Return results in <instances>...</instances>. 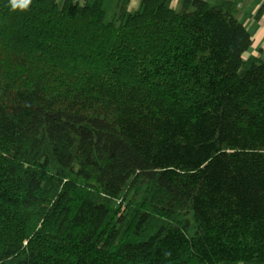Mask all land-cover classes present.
I'll return each instance as SVG.
<instances>
[{"label": "trees", "instance_id": "trees-1", "mask_svg": "<svg viewBox=\"0 0 264 264\" xmlns=\"http://www.w3.org/2000/svg\"><path fill=\"white\" fill-rule=\"evenodd\" d=\"M126 2L0 0V264H264V61Z\"/></svg>", "mask_w": 264, "mask_h": 264}, {"label": "crops", "instance_id": "crops-1", "mask_svg": "<svg viewBox=\"0 0 264 264\" xmlns=\"http://www.w3.org/2000/svg\"><path fill=\"white\" fill-rule=\"evenodd\" d=\"M60 1V0H58ZM81 4H91L93 0H77ZM141 0H127L128 12L136 11ZM165 4L175 9L178 0H162ZM210 5H221L231 2L234 5V13L240 23L245 27L251 37L250 47L243 53V59L247 61H264V0H204ZM122 0H103L105 17L110 19L115 16ZM263 6V9H261ZM261 9V11H260ZM242 264V263H238Z\"/></svg>", "mask_w": 264, "mask_h": 264}, {"label": "clouds", "instance_id": "clouds-1", "mask_svg": "<svg viewBox=\"0 0 264 264\" xmlns=\"http://www.w3.org/2000/svg\"><path fill=\"white\" fill-rule=\"evenodd\" d=\"M10 2L12 3L13 7H15V3H16V0H10ZM29 2V0H25V3L27 4Z\"/></svg>", "mask_w": 264, "mask_h": 264}, {"label": "rangeland", "instance_id": "rangeland-1", "mask_svg": "<svg viewBox=\"0 0 264 264\" xmlns=\"http://www.w3.org/2000/svg\"><path fill=\"white\" fill-rule=\"evenodd\" d=\"M105 20H106V21H109V20H110V16H109V14H107V16L105 17Z\"/></svg>", "mask_w": 264, "mask_h": 264}]
</instances>
